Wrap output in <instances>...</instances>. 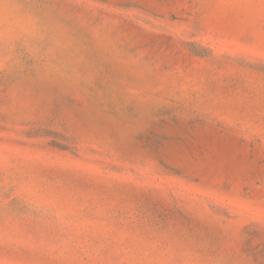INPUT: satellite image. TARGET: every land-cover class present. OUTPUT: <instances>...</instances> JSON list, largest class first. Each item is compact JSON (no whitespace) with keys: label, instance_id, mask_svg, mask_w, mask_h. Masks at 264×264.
I'll use <instances>...</instances> for the list:
<instances>
[{"label":"rangeland","instance_id":"1","mask_svg":"<svg viewBox=\"0 0 264 264\" xmlns=\"http://www.w3.org/2000/svg\"><path fill=\"white\" fill-rule=\"evenodd\" d=\"M0 264H264V0H0Z\"/></svg>","mask_w":264,"mask_h":264}]
</instances>
